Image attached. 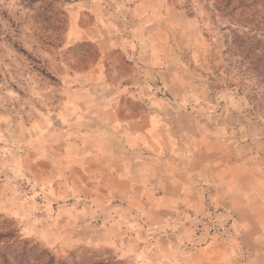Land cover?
<instances>
[{"label": "rangeland", "instance_id": "1", "mask_svg": "<svg viewBox=\"0 0 264 264\" xmlns=\"http://www.w3.org/2000/svg\"><path fill=\"white\" fill-rule=\"evenodd\" d=\"M0 264H264V0H0Z\"/></svg>", "mask_w": 264, "mask_h": 264}]
</instances>
